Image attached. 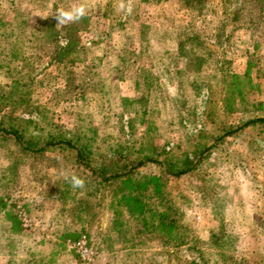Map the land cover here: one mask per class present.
<instances>
[{
    "label": "rangeland",
    "instance_id": "1",
    "mask_svg": "<svg viewBox=\"0 0 264 264\" xmlns=\"http://www.w3.org/2000/svg\"><path fill=\"white\" fill-rule=\"evenodd\" d=\"M76 2L0 0V92L33 76L30 102L7 106L0 120L4 113L50 117L52 137L87 141L97 154L148 140L179 164L195 143H213L217 125L264 115V0H132L131 14L119 9L120 0H82L87 15L57 27L52 13ZM110 20L116 25L111 29ZM62 35L89 42L87 54L67 56L61 68L45 66L48 53L66 42ZM231 73L239 74L242 96L224 85L223 76L230 81ZM225 95L235 98L227 103L231 109H223ZM141 109L151 121L143 119L139 128ZM0 155L8 159L0 158L3 167L16 159L15 173L7 170L0 179V264H83L74 246L82 235L94 252L90 264H185L194 255L136 218L111 223L106 190L107 208L94 218L76 210L84 190L64 185L63 173L75 165L70 156L24 155L1 136ZM165 190L167 200L149 198L148 207L183 203L184 223L210 253L208 264H223L211 242L216 235L226 256L264 264L263 126L245 127L217 143L198 175L171 177ZM20 209L30 226L22 224Z\"/></svg>",
    "mask_w": 264,
    "mask_h": 264
},
{
    "label": "trees",
    "instance_id": "2",
    "mask_svg": "<svg viewBox=\"0 0 264 264\" xmlns=\"http://www.w3.org/2000/svg\"><path fill=\"white\" fill-rule=\"evenodd\" d=\"M184 2L188 4V0H184ZM52 17H54V15ZM108 25L110 29L116 26L111 20ZM47 26L48 25H45L44 29H47ZM64 28L66 27L64 26L63 29ZM62 39L66 40V42L63 45H59L54 54L48 53L49 56L45 61V66L54 65L56 68H61L67 56H69L70 60V56L75 53H81L82 55L87 54L86 46L90 44L89 42L80 43L79 40L72 41L71 38L66 35L59 37V40ZM85 44L86 46L84 47ZM75 45L78 46L76 47ZM200 46L204 47L203 45ZM13 55L16 54L14 53ZM41 60L42 59L38 57L35 58L34 62H38V65ZM16 67L17 65L15 68ZM31 74H34V72H31ZM231 74L230 81L226 79V75L223 76L224 85L226 87L236 88L238 93L241 94L240 96H242V90L239 87L241 84L237 83L239 74ZM32 79L33 76L28 74L25 81H21L20 79L15 82L13 81L11 82L12 85H10V89L6 91V93L0 92V112H5L6 107L9 105H20L30 102L31 91L29 89V84ZM199 94V92L196 93L195 97L199 96ZM234 99L235 98L229 95H225L222 98L223 109H231L232 105L230 107L227 103L234 102ZM137 101L139 100H134V103ZM205 102L207 101L205 100ZM139 114L140 120L138 118L139 123L137 126L140 128L143 126V119L144 121L148 119L147 122L151 121V114L148 113L146 119L145 117L147 114L144 109H141ZM2 115L0 120V136L5 142L12 143L21 154H31L37 157L45 156L50 152L65 154L73 158L75 164L71 174L76 175L78 170H83L84 175H82V178L86 181V185L81 189L84 190L82 197H79L75 201L76 210L87 213L89 217L94 218L96 214L107 208L102 202V198H104L103 192L106 190L107 197L109 198L108 210L111 211V223L126 225L129 224L130 218H136L137 221L151 226L154 229L153 231L164 232L166 236L170 238L167 240V237L165 239L163 237L164 242L168 241L173 246H179L180 248L184 246V248H187L189 251L192 250L194 255H192L191 259H186V262H184L185 264H208L207 255L210 253L207 251L205 252L204 249L196 243L197 238L190 235L184 223L186 212L183 203L173 202L169 204L168 202V204L164 205L163 210L150 209L148 207V199L156 198L160 201L167 200L165 186L167 180L171 177L180 178L186 175H198L202 166L214 151L217 143L224 142L226 138L245 127L252 125L264 127V115L248 117L246 120L238 121V124L235 125L229 123L217 125V131L214 135L212 144L195 143L194 146L183 151L182 159L179 164H177L169 158L163 146L154 145L152 141L146 140L151 144V146H148L146 141H141V139L137 141L132 140L128 148L111 146L97 154L95 150H92V147L87 141L85 143H80V141H73L64 137H52L50 135V117L44 116L41 120H37L31 117L30 114L27 116L20 115L14 117L6 113ZM206 115L209 118H213L214 113H212V109H208ZM148 130L149 128L146 127L143 132L147 133ZM32 133L37 136L35 140L30 136ZM139 138H141V136ZM0 158L8 160L1 155ZM9 164L6 167L0 165V169H2L0 171V179L6 176L5 171L7 170L10 171L8 175L15 173L16 168L14 167L16 165V159L12 164ZM151 165L157 167L158 172L153 173L151 171H144ZM65 183L64 185L67 186L66 188L71 187L67 179H65ZM73 190L72 187L69 189V191ZM68 198L71 199L72 197L69 196ZM0 204L4 205L5 203H2L0 199ZM2 205H0V207H2ZM11 230H15L12 224ZM135 236L137 238L141 237V232H135ZM211 242L213 248L219 250L217 251V259L222 261L223 264L245 263L244 260L237 259L235 255L226 256L222 251L224 245L219 235L212 236ZM139 243H141V240ZM50 263L54 264L55 261L51 260Z\"/></svg>",
    "mask_w": 264,
    "mask_h": 264
},
{
    "label": "clouds",
    "instance_id": "3",
    "mask_svg": "<svg viewBox=\"0 0 264 264\" xmlns=\"http://www.w3.org/2000/svg\"><path fill=\"white\" fill-rule=\"evenodd\" d=\"M119 9L125 11L127 14H131L133 11L132 0H120ZM88 12L87 5L82 0H77L68 8H57L52 15L57 20V27L61 25H67L82 20ZM47 18V17H44ZM65 179H67L71 187L75 189H83L86 185V181L75 174L63 173Z\"/></svg>",
    "mask_w": 264,
    "mask_h": 264
},
{
    "label": "built area",
    "instance_id": "4",
    "mask_svg": "<svg viewBox=\"0 0 264 264\" xmlns=\"http://www.w3.org/2000/svg\"><path fill=\"white\" fill-rule=\"evenodd\" d=\"M19 217L22 221V224L24 226H30L32 224L31 219L27 216L24 210L20 209ZM74 246L77 249V252L79 254V257L83 264H90L93 260V250L89 247L88 241L86 239L85 235H82L75 243Z\"/></svg>",
    "mask_w": 264,
    "mask_h": 264
}]
</instances>
